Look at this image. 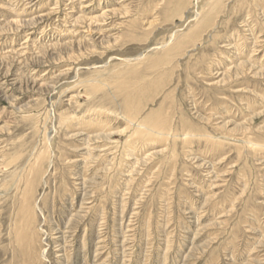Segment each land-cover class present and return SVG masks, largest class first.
<instances>
[{
  "label": "rangeland",
  "instance_id": "1",
  "mask_svg": "<svg viewBox=\"0 0 264 264\" xmlns=\"http://www.w3.org/2000/svg\"><path fill=\"white\" fill-rule=\"evenodd\" d=\"M209 2L0 0V264H264V0Z\"/></svg>",
  "mask_w": 264,
  "mask_h": 264
},
{
  "label": "bare ground",
  "instance_id": "2",
  "mask_svg": "<svg viewBox=\"0 0 264 264\" xmlns=\"http://www.w3.org/2000/svg\"><path fill=\"white\" fill-rule=\"evenodd\" d=\"M190 1H193V0H187V3H189ZM179 3V2H178ZM181 3V2H180ZM150 4V3H149ZM190 4V3H189ZM197 4V3H196ZM208 4H210V10L208 11L207 9V11L206 10H204V11H201L202 13H197L198 15H199V17H200V20L198 21V19H197V22L193 25V27H190V30H189V32H187V33H189L188 35H187V37H189V38H192L193 39V37L195 36V35H199V33L208 25V24H210L209 22H212L211 20L213 19V17H214V14L215 13H217V11H218V7L221 5V0H210V2L208 3ZM178 5H180V4H178ZM146 6V5H145ZM156 6V5H155ZM195 6V5H194ZM167 7H168V5H167ZM146 8V7H145ZM177 8V7H176ZM223 8V7H222ZM179 9V8H178ZM196 9V8H195ZM184 10V9H183ZM203 10V9H202ZM157 11V10H156ZM182 11V10H181ZM168 12V11H167ZM178 12V11H177ZM153 14V13H152ZM163 14V13H162ZM181 14H182V12H181ZM100 16V15H99ZM98 16V17H99ZM105 16V12L103 13V17ZM142 16H144V15H142ZM215 16H216V14H215ZM198 17V18H199ZM215 18V17H214ZM82 20V19H81ZM90 20V19H89ZM77 21V20H76ZM87 21V20H86ZM215 21V20H214ZM147 23V22H146ZM136 24V22L134 23V25ZM145 25H147V24H145ZM213 25V24H212ZM137 27V26H136ZM214 27V26H213ZM149 28V27H148ZM206 29V28H205ZM147 30V29H146ZM145 31V30H144ZM178 33V32H177ZM204 34V33H203ZM191 36V37H190ZM174 38H175V36H173ZM136 39V38H135ZM186 39L187 38H182V39H179L176 43H177V45L176 46H173V47H171V48H166V46L168 45V43H165V44H163V49L162 50H164L163 52H162V57L161 58H159V59H157L156 58V62H154L153 63V67L154 66H156V65H163L165 62H168V60L169 59H172V55H173V53H176V52H178V50H180L179 49V47H181V45H183L185 42H186ZM194 39H196V38H194ZM192 41V40H191ZM198 42V41H197ZM215 42V41H214ZM162 44V43H161ZM173 44V43H172ZM195 44V43H194ZM169 45H171V44H169ZM187 45H188V43H187ZM196 45V44H195ZM111 46V45H110ZM160 46V45H159ZM186 46V45H185ZM187 47V46H186ZM193 47V46H192ZM153 49V48H152ZM151 49V50H152ZM156 49V48H155ZM188 49V48H187ZM186 49V50H187ZM155 51V50H154ZM89 52V51H88ZM157 52V51H156ZM181 55V54H180ZM152 58H155V57H152ZM205 59V58H204ZM153 60V59H152ZM175 60V59H174ZM173 60V61H174ZM178 59H176V61H177ZM150 61H151V59H150ZM172 61V62H173ZM151 63V62H150ZM136 64V63H135ZM143 64V63H142ZM170 64H172L171 62H170ZM169 64V65H170ZM144 66H145V64H143ZM142 65V66H143ZM150 65V64H149ZM196 65V64H195ZM135 66V65H134ZM138 66V65H137ZM148 68V67H147ZM146 68V69H147ZM173 68H175V67H173ZM135 71H136V68L134 69ZM141 70H143V69H141ZM157 70V69H156ZM165 70V69H164ZM167 70V69H166ZM165 70V71H166ZM174 71H175V69H173ZM173 70H171V72L170 71H167L168 73L170 72V74H172V72H173ZM138 71V70H137ZM149 72V71H148ZM154 72V71H153ZM167 72H165V73H167ZM119 73V72H118ZM160 73V72H159ZM170 74H169V76H170ZM164 75H168V74H164ZM139 76V75H138ZM168 76V77H169ZM165 77H167V76H165ZM168 77H167V80H168ZM164 77H163V74L161 75V77L160 78H158V79H156V80H154L153 82H152V84H155V85H157V83L159 84V82L160 83H162L163 82V79ZM259 78V77H258ZM95 80V79H94ZM147 80H149L148 78H147ZM151 80V79H150ZM170 80H172V78L170 79ZM169 80V81H170ZM151 82V81H150ZM165 82V81H164ZM164 82H163V84H164ZM93 83V82H92ZM97 83V82H96ZM98 84V83H97ZM97 84H95V85H97ZM147 84V83H146ZM94 85V84H93ZM99 85V84H98ZM97 85V86H98ZM161 85V84H160ZM166 85V84H165ZM167 86V85H166ZM165 87V86H164ZM141 88V87H140ZM162 88V87H161ZM165 89V88H164ZM164 89H163V91H164ZM167 89V88H166ZM152 91V90H151ZM155 92V91H154ZM173 92V91H172ZM149 93V92H148ZM152 93V92H151ZM189 93V92H188ZM155 94V93H154ZM171 94V93H170ZM167 95H169V94H167ZM215 96V95H214ZM154 97V96H153ZM164 99H166V98H164ZM146 100H147V98H146ZM147 103V102H146ZM165 104V103H164ZM143 105H144V103H143ZM165 106V105H164ZM171 107V106H170ZM152 110V109H151ZM163 110H164V108H163ZM169 111H170V108L168 109ZM158 111V110H157ZM165 111V110H164ZM171 112V111H170ZM152 113H153V111H152ZM162 113H164V112H162ZM168 113L169 112H167V116H168ZM155 114V113H154ZM153 115V114H152ZM156 115H157V113H156ZM170 115V114H169ZM158 116H160V113L158 114ZM157 116V117H158ZM159 118V117H158ZM162 118V117H161ZM181 118V117H180ZM157 119V118H156ZM164 120H165V118H163ZM73 120V119H72ZM93 120H95V119H93ZM102 120V119H101ZM100 120V121H101ZM169 120H171V118L169 117ZM168 120V122H172V120L171 121H169ZM185 121H187L186 119H184ZM190 120V119H189ZM80 121H82V120H80ZM85 121V120H84ZM97 121H99V120H97ZM96 121V122H97ZM105 121V120H104ZM160 121H161V119H160ZM158 119L157 120H155V121H153V123H151L149 126H147L146 124H144V126H143V128L145 129V130H139V132H142V133H147V134H150V135H152L153 134V132H157V133H160L161 135H163V134H166V132H168V128H167V122L166 123H164V122H160ZM75 122V121H74ZM88 122H90V120L88 121ZM87 122V123H88ZM93 122V121H92ZM103 122V121H102ZM102 122H100V123H102ZM191 122V121H190ZM75 123H77V122H75ZM81 123V122H80ZM94 123V122H93ZM93 123H90V124H93ZM99 123V122H98ZM97 123V124H98ZM99 123V124H100ZM107 123V122H106ZM71 124H73V123H71ZM70 124V125H71ZM83 124V123H82ZM105 124V123H104ZM179 124V123H178ZM79 125H81V124H79ZM86 125V124H85ZM94 125V124H93ZM95 125H96V123H95ZM106 125V124H105ZM104 125V126H105ZM132 125V124H131ZM193 125V124H192ZM76 126H78V125H76ZM87 126H88V124H87ZM90 127H91V125H89ZM97 126H99V125H97ZM102 126V125H101ZM107 126V125H106ZM135 126V125H134ZM170 126H171V124H170ZM71 127V126H70ZM83 127H86V126H83ZM89 127V128H90ZM96 127V126H95ZM142 127V126H141ZM172 127V126H171ZM69 128V127H68ZM89 128H86V129H89ZM176 128H178V126L176 127ZM82 129V128H81ZM85 129V130H86ZM91 129V128H90ZM95 129V128H94ZM71 130V129H70ZM101 130V129H100ZM173 130V129H172ZM190 130V129H189ZM177 131H180L179 129L177 130ZM176 131V132H177ZM183 131V130H182ZM93 132V131H92ZM95 132V131H94ZM96 132H98V130L96 131ZM188 132V131H187ZM178 133H180V132H178ZM183 133V132H182ZM194 133V132H193ZM171 134H172V132H171ZM189 134V133H188ZM178 135V134H177ZM171 136V135H170ZM197 136V135H196ZM181 137V136H180ZM189 137V136H188ZM186 138V137H185ZM211 138H212V136H211ZM213 138H215V137H213ZM156 139V138H155ZM171 140V139H170ZM169 140V141H170ZM216 140V139H215ZM157 141V140H156ZM216 142V141H215ZM215 142H214V144H215ZM157 143V142H156ZM164 143V142H163ZM222 143V142H221ZM249 143H250V141H249ZM257 143V142H256ZM260 143V142H259ZM258 143V144H259ZM251 145V144H250ZM261 146V145H260ZM263 146V145H262ZM261 146V147H262ZM251 147V146H250ZM264 147V146H263ZM37 166V165H36ZM28 184H29V186H28V188L26 189L27 191L24 193V196H23V202H22V207H20L21 208V210H22V212H23V218H22V221H21V225L17 228V230H16V240H17V243H18V247L21 249V253H22V256L23 257H26V259L25 260H27V259H29L30 261H32V259H34L33 260V262L35 263L36 261H37V259H38V257H39V255H38V253H39V249L41 248L40 247V244H39V235H38V229H37V227H36V221L37 220H35V218H34V216H33V208H32V203H31V199H32V197H33V195L35 194L34 193V184H33V182L32 181H29L28 182ZM105 188V187H104ZM24 192V191H23ZM23 194V193H22ZM105 196V195H104ZM36 198V196L34 197V199ZM33 201H35V200H33ZM101 204V203H100ZM99 205V204H98ZM35 208V207H34ZM20 210V211H21ZM106 211V210H105ZM36 217H37V215H36ZM99 217H97V219H98ZM103 221V220H102ZM38 223V222H37ZM40 233V232H39ZM40 238H41V236H40ZM85 241V240H84ZM43 247V246H42ZM46 247V246H45ZM27 253H28V255H27ZM43 253H44V251H43ZM43 256H45V254L43 255ZM28 257H30V258H28ZM43 261V260H42ZM26 262V261H25ZM37 262H39V261H37ZM31 263V262H30ZM42 263V262H41ZM36 264V263H35ZM39 264V263H38Z\"/></svg>",
  "mask_w": 264,
  "mask_h": 264
}]
</instances>
